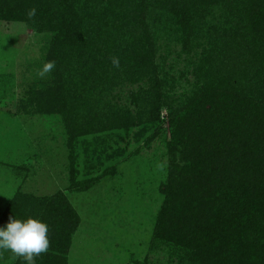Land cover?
Returning <instances> with one entry per match:
<instances>
[{
    "label": "rangeland",
    "instance_id": "obj_1",
    "mask_svg": "<svg viewBox=\"0 0 264 264\" xmlns=\"http://www.w3.org/2000/svg\"><path fill=\"white\" fill-rule=\"evenodd\" d=\"M109 3L79 0L77 8L79 15L90 16L91 24L96 12L103 11L102 30L149 51L133 57L135 49L128 44L127 55L118 57L119 67L113 65V77L91 96L77 94L75 99L70 65L79 69L91 56L107 58L98 46L109 37L88 26L89 46L70 52L74 62H68L50 53L52 31L33 21L0 16V225L10 215L26 217L24 210L40 202L31 198L62 192L78 222L69 238L56 227L64 242L53 241L61 248L60 264H188L175 244L155 236L165 196L160 186L171 164L170 127L180 110L187 114L193 109L189 97L203 82L199 63L209 58L212 65L228 68L232 50L227 45L240 40V27L247 21L239 18L231 0H165L144 10L134 0H113V15ZM174 4L189 7L191 18L177 22L170 9ZM244 48L233 52L246 55ZM84 58L89 59L82 63ZM48 60L56 68L41 78L38 70ZM259 61L256 85L264 92V59ZM75 77L77 84L84 80ZM153 106L158 113L152 114ZM95 109L102 115L99 123L87 122V117L75 120L72 114ZM111 111L126 112L130 124L113 120ZM51 214L53 220L56 211ZM51 224L54 228L57 223ZM0 264L25 261L3 250Z\"/></svg>",
    "mask_w": 264,
    "mask_h": 264
},
{
    "label": "trees",
    "instance_id": "obj_2",
    "mask_svg": "<svg viewBox=\"0 0 264 264\" xmlns=\"http://www.w3.org/2000/svg\"><path fill=\"white\" fill-rule=\"evenodd\" d=\"M128 1L132 3V0ZM134 1L144 10L165 0ZM78 2L0 0L1 17L33 21L39 28L52 31L50 53L58 54L68 62L71 59L74 62L70 52L89 46V40L85 39V36L90 37L88 26L97 28L95 34L107 35L105 39L109 37L108 41L97 45L107 58L91 56L89 63L78 65L79 69L70 65L69 77L75 86L70 88L71 99L77 94L91 96V91L103 80L108 82L114 75L112 58L127 55L129 45L135 49L133 57L139 53L146 55L149 51L143 45L137 50L131 42H120L118 34L110 35L107 30H102L100 23L107 17L103 11L96 12L94 24H91L88 14L79 15ZM231 3L239 18L247 21L240 27L243 31L240 40L243 38L244 44L238 40L227 45V49L232 50L228 68L212 65L209 58L199 63L203 80L201 90L192 99L189 97L192 111L187 110L186 114L180 110L172 120L168 145L171 164L166 183L160 186L165 196L157 215L155 236L160 242L175 244L188 264H264V99L260 96L264 92L256 85L262 70L259 60L264 59V35L260 34L264 32V0H231ZM110 4L108 11L113 15L116 12L113 0ZM33 7L36 15L29 19L27 11ZM170 9L177 22H185L188 16L191 18L190 8L185 5L174 4ZM108 24L111 22L104 26ZM246 27L249 32L244 31ZM239 46L246 47V55L233 52ZM87 59L84 58L82 63ZM128 63L129 60L125 65ZM76 74L84 79L78 84L74 80ZM72 111L75 120L87 117L85 120L91 123H99L102 116L96 109L81 113ZM156 113L158 106H153L152 114ZM110 115L123 126L131 122L127 117L124 119L126 112L117 115L111 111ZM31 199L40 202L36 208L24 210L26 217L39 216L48 223L52 233L49 250L36 258V264H60L63 260L58 254L61 248L53 242L61 241L56 227L61 226L65 237L69 238L78 222L77 212L62 192ZM53 210L57 216L52 220ZM52 221L57 223L54 228ZM39 259L41 261L37 263Z\"/></svg>",
    "mask_w": 264,
    "mask_h": 264
},
{
    "label": "clouds",
    "instance_id": "obj_3",
    "mask_svg": "<svg viewBox=\"0 0 264 264\" xmlns=\"http://www.w3.org/2000/svg\"><path fill=\"white\" fill-rule=\"evenodd\" d=\"M35 15V7L27 11L29 19ZM112 63L115 67H119V58L113 57ZM55 68L56 62L48 60L37 74L43 78ZM49 247V225L39 216L29 215L20 218L10 215L8 220L0 225V251L10 250L15 257H23L25 264H36V258L46 253Z\"/></svg>",
    "mask_w": 264,
    "mask_h": 264
}]
</instances>
